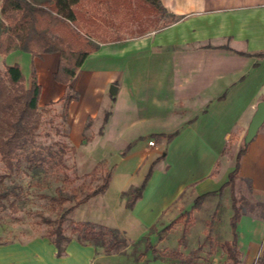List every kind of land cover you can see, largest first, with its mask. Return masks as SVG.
I'll return each instance as SVG.
<instances>
[{"label": "crops", "instance_id": "obj_1", "mask_svg": "<svg viewBox=\"0 0 264 264\" xmlns=\"http://www.w3.org/2000/svg\"><path fill=\"white\" fill-rule=\"evenodd\" d=\"M161 2L176 15L174 22L100 43L68 84L53 78V94L44 102H59L69 87L74 93L66 115L71 143L80 141L90 120L97 128L94 140L107 150L128 148L122 161L131 153L149 158L151 176L130 209L141 223L153 221L182 193L195 199L218 189L234 166L229 142L242 137L256 104L264 100V0ZM26 53L38 83V68H48L53 77L58 55ZM16 59L3 64H18ZM44 95L40 84L38 103ZM239 175L264 193V130L247 145ZM245 219L237 222V245L243 247L240 256L251 260L264 243V217ZM31 245L17 244L12 263L38 264L25 255Z\"/></svg>", "mask_w": 264, "mask_h": 264}, {"label": "trees", "instance_id": "obj_2", "mask_svg": "<svg viewBox=\"0 0 264 264\" xmlns=\"http://www.w3.org/2000/svg\"><path fill=\"white\" fill-rule=\"evenodd\" d=\"M176 18L166 10L161 0H0V55L14 50H22L32 56L56 53L58 62L53 78L68 84L85 57L100 43L142 35L169 25ZM39 95L40 84L34 71L27 85L18 64L0 68V161L3 164L0 168V212L15 217L26 201L24 184L12 179L14 174H30L33 177L30 185L38 188H43L51 174L60 184L53 194L41 193L40 196L48 199L54 217L39 214L48 226L45 236L53 244L56 256L65 252L71 240L82 245L100 246L106 251L120 250L127 241L118 228L92 221H76L71 226V233H65L63 223L67 215L107 189L111 170L102 173L100 181L93 186L92 182L99 177L95 166L89 173V183L74 184L77 176L71 177L66 164V154L72 148L61 141L42 145L36 140L42 115L50 111V108H39ZM73 97L74 93L68 87L59 98L63 102L64 118ZM247 145L243 142L239 147L227 180L218 189L196 196L194 207L210 196L222 194L226 187L232 192ZM150 174L151 169L127 198V208L131 209L141 197ZM232 208L234 212L229 219L231 238L224 241L223 246L231 264H239L241 251L237 245L236 226L240 213L234 196ZM206 236L210 237L209 233ZM183 237L184 233L180 240ZM12 242V238L0 236V245ZM152 249L154 258L162 257L160 252ZM196 253L197 249L189 254L169 249L166 255L181 264H200L194 259Z\"/></svg>", "mask_w": 264, "mask_h": 264}, {"label": "rangeland", "instance_id": "obj_3", "mask_svg": "<svg viewBox=\"0 0 264 264\" xmlns=\"http://www.w3.org/2000/svg\"><path fill=\"white\" fill-rule=\"evenodd\" d=\"M54 55L57 54L53 53L51 56ZM12 57L17 58L28 85L31 71L35 72V66H31L30 63L29 54L18 50L9 57L1 55L0 68L5 66L4 62L15 61ZM37 71H39V83L45 90V97L38 103V106L39 108H50L48 113L42 115L37 142L48 145L54 141H61L72 148L66 154V164L70 168L68 172L71 177L77 176L74 184L89 183V173L95 166L99 170V177L92 182L93 186L100 181L102 173L107 169L111 170L107 189L77 206L67 215L63 223L65 233H71L73 222L92 221L107 227L118 228L127 241L126 246L120 250L106 251L100 246L82 245L76 240H71L61 255L63 259H66L64 262L70 260L69 262L72 264H181L176 259L169 258L166 255L167 250L178 249L184 254H189L193 249H197L194 259L200 264H231L223 243L231 238L229 218L234 212L232 196L236 199L240 217L246 218L245 220L247 218L251 220V217L256 216L264 217V193L253 188L252 179L239 175L235 180L232 192L226 187L222 194L208 197L195 207L193 206L194 197L182 193L176 201L158 213L153 221L141 223L125 206V203L130 194L142 182L149 169L152 170L149 158L131 153L128 157L125 156L124 161L119 158L112 165L115 155L121 156V153H127L128 150L110 152L105 145L94 140L97 128L90 120L87 122L89 126L84 130L80 141L71 143L68 139L67 118L62 116L63 102H51L44 105L47 97L53 94L51 90V84L54 83L52 74H49L48 68L42 70L38 68ZM263 130L264 123L258 131ZM244 135L245 132L242 137H233L228 144L227 153L234 160L243 143ZM133 151L136 152L137 149ZM2 165L0 161V168ZM11 178L24 184L26 201L15 217H10L6 212H0V236L12 238L13 244H15L6 247L0 246V264H15L12 263L14 260L11 256L18 252L17 244H33L25 251V255L30 257L29 261L35 257V262L38 264L63 263L62 258L57 260L54 256V246L45 236L48 226L42 221L39 214L54 217L48 199L41 197L40 194H53L55 187L60 182L49 174L47 181L43 183V188H38L30 185L33 177L28 173L14 174ZM186 211L190 213L185 214ZM151 217L153 216L151 215ZM169 224L172 225L166 228ZM186 224L187 229L183 232ZM183 233L184 237L180 240ZM208 233L210 237L206 236ZM50 247H52V251ZM152 248L160 252L162 257L154 258ZM239 248L243 247L239 245ZM256 250V256L251 260H247L241 255L239 264H264V243L259 244ZM26 261L29 264L28 259Z\"/></svg>", "mask_w": 264, "mask_h": 264}, {"label": "water", "instance_id": "obj_4", "mask_svg": "<svg viewBox=\"0 0 264 264\" xmlns=\"http://www.w3.org/2000/svg\"><path fill=\"white\" fill-rule=\"evenodd\" d=\"M109 92L111 94H115L116 92V86L111 85ZM264 123V100H260L256 104V108L254 110V113L250 119V122L247 126L245 135L243 137V142L245 144H248L252 139L256 136L258 129L260 126ZM120 158L119 155H115L112 165Z\"/></svg>", "mask_w": 264, "mask_h": 264}, {"label": "built area", "instance_id": "obj_5", "mask_svg": "<svg viewBox=\"0 0 264 264\" xmlns=\"http://www.w3.org/2000/svg\"><path fill=\"white\" fill-rule=\"evenodd\" d=\"M148 144L149 145H153L154 144V141L153 140H148Z\"/></svg>", "mask_w": 264, "mask_h": 264}]
</instances>
